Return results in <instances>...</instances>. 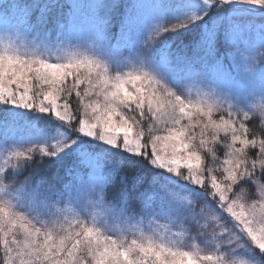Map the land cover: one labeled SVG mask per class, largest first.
<instances>
[{"label":"snow or ice","instance_id":"6c2138e0","mask_svg":"<svg viewBox=\"0 0 264 264\" xmlns=\"http://www.w3.org/2000/svg\"><path fill=\"white\" fill-rule=\"evenodd\" d=\"M0 264H264V0H0Z\"/></svg>","mask_w":264,"mask_h":264}]
</instances>
